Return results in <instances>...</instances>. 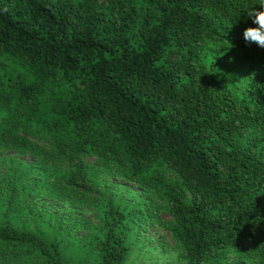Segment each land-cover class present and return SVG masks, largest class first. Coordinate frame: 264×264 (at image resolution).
Wrapping results in <instances>:
<instances>
[{
  "label": "trees",
  "instance_id": "16d2710c",
  "mask_svg": "<svg viewBox=\"0 0 264 264\" xmlns=\"http://www.w3.org/2000/svg\"><path fill=\"white\" fill-rule=\"evenodd\" d=\"M258 3L0 0V147L46 162L3 159L0 264H80L58 233L89 221L35 212L30 181L94 210L89 264H123L149 224L169 264H264Z\"/></svg>",
  "mask_w": 264,
  "mask_h": 264
},
{
  "label": "rangeland",
  "instance_id": "374dc122",
  "mask_svg": "<svg viewBox=\"0 0 264 264\" xmlns=\"http://www.w3.org/2000/svg\"><path fill=\"white\" fill-rule=\"evenodd\" d=\"M12 162H18L23 165L25 163H29L31 161L36 164H44L46 162H42L40 158H35V156L27 151H19L6 147H0V172L3 171L4 168V160ZM85 159L89 161H94V157L91 155L85 156ZM51 163L52 161H48ZM40 168V167H38ZM36 169V168H35ZM51 180V177L49 176ZM108 182H113L114 185H121L125 181L121 180L115 176L106 177ZM30 192L25 196V203L30 206H34L35 212H39L38 209H42L45 216L48 214H58L61 219L67 224L74 222V219H85L88 224L87 225H67L66 230L60 231L58 234L60 236L61 242H64V247L61 246V251L63 256L65 255L72 260V262H78L80 264H89L92 261H95V251L93 250L94 239L93 229H91L92 223L97 221V217L94 216V210L89 205L82 206V208L72 206L70 195L61 192L60 193L53 191L51 187L47 186V183L39 182V181H30L29 182ZM24 212V211H23ZM21 217L25 218L23 214ZM28 220V218H27ZM143 234L148 237L147 241L134 239L136 244H130V248L128 249V254L126 255L123 264H169L163 260V258L156 253V250L151 249L153 244V239L162 238L164 235V239H166L169 243L171 240L169 239V235L165 229L161 227H157L154 224H149L148 227L143 230ZM67 235H70V239H68ZM139 235V234H138ZM70 260V261H71ZM171 264V263H170Z\"/></svg>",
  "mask_w": 264,
  "mask_h": 264
},
{
  "label": "clouds",
  "instance_id": "9594fccd",
  "mask_svg": "<svg viewBox=\"0 0 264 264\" xmlns=\"http://www.w3.org/2000/svg\"><path fill=\"white\" fill-rule=\"evenodd\" d=\"M246 18L255 25V27H247L242 31V38L246 43H255L258 47L264 48V0L248 10L244 11ZM241 14L236 19L239 20ZM234 23V24H235Z\"/></svg>",
  "mask_w": 264,
  "mask_h": 264
}]
</instances>
